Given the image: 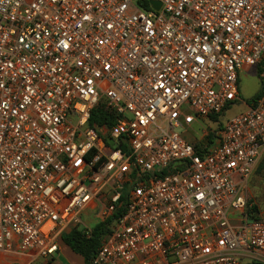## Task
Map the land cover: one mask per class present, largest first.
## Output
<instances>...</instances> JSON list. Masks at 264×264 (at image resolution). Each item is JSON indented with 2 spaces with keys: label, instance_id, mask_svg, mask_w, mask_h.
Masks as SVG:
<instances>
[{
  "label": "built area",
  "instance_id": "1",
  "mask_svg": "<svg viewBox=\"0 0 264 264\" xmlns=\"http://www.w3.org/2000/svg\"><path fill=\"white\" fill-rule=\"evenodd\" d=\"M263 150L264 0H0V255L121 211L90 264H264Z\"/></svg>",
  "mask_w": 264,
  "mask_h": 264
},
{
  "label": "rangeland",
  "instance_id": "2",
  "mask_svg": "<svg viewBox=\"0 0 264 264\" xmlns=\"http://www.w3.org/2000/svg\"><path fill=\"white\" fill-rule=\"evenodd\" d=\"M259 88L260 84L256 76L255 68H252L250 72H241L239 81V92L240 99L242 102L245 103L248 99H250L259 90ZM243 108L244 106L242 103H238L231 106L226 112L222 113L217 118L216 125L210 124L207 127L216 128L218 127V124L223 126L230 118L240 114ZM205 124L203 123V121H201L198 124L192 126L193 132L190 131V129H187V131H189V133L192 134L194 137H197L201 134V128L206 127ZM179 132H181L182 134L185 133L186 130L180 129ZM193 136L189 138L192 143L196 141V138H194ZM262 162H264V150L262 151L256 163L255 169L248 180L246 192L250 201L253 203V205L257 207L260 218L264 221V168H259ZM93 224L94 222L90 225H87V228L91 229ZM3 262L4 261L0 262V264H4Z\"/></svg>",
  "mask_w": 264,
  "mask_h": 264
},
{
  "label": "trees",
  "instance_id": "3",
  "mask_svg": "<svg viewBox=\"0 0 264 264\" xmlns=\"http://www.w3.org/2000/svg\"><path fill=\"white\" fill-rule=\"evenodd\" d=\"M260 70L258 69V76ZM261 94V87L259 88L258 92L249 100L246 101L248 105H251ZM106 120V114L102 112L101 106L97 107L90 119V125H101L103 121ZM260 169L264 168V162L260 164ZM253 212L258 213V209L255 205H253ZM121 211L116 212L112 215L109 219L105 222L95 223L92 225L89 234H85L82 230L72 229L67 233H64L60 240L64 244H66L75 254L80 255L83 260L84 264H90L91 259L95 255L101 239L109 233L110 227L119 215ZM245 264H262L259 262H249Z\"/></svg>",
  "mask_w": 264,
  "mask_h": 264
},
{
  "label": "crops",
  "instance_id": "4",
  "mask_svg": "<svg viewBox=\"0 0 264 264\" xmlns=\"http://www.w3.org/2000/svg\"><path fill=\"white\" fill-rule=\"evenodd\" d=\"M252 68L247 67L242 72H250ZM255 70H256V76L259 80L258 69L255 68ZM239 81H240V76H239ZM259 84H260V80H259ZM243 106L244 108L242 112L245 111L246 108L250 105H248L245 102V105ZM92 216L93 215L91 213L84 214L83 221L86 225H90L93 222L95 224V221L93 220ZM58 246H59V251L50 258L35 257L34 259H30L27 257H8V256L6 257L0 255V262L4 261L3 262L4 264H84L83 258L80 255L75 254L66 244L62 242V240H59Z\"/></svg>",
  "mask_w": 264,
  "mask_h": 264
},
{
  "label": "water",
  "instance_id": "5",
  "mask_svg": "<svg viewBox=\"0 0 264 264\" xmlns=\"http://www.w3.org/2000/svg\"><path fill=\"white\" fill-rule=\"evenodd\" d=\"M151 4L156 10L160 8V3L157 1H151Z\"/></svg>",
  "mask_w": 264,
  "mask_h": 264
}]
</instances>
